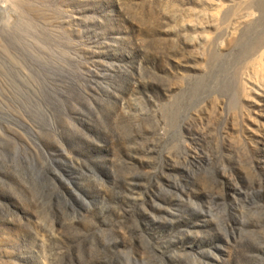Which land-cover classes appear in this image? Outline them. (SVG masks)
Returning a JSON list of instances; mask_svg holds the SVG:
<instances>
[{
  "label": "rangeland",
  "instance_id": "obj_1",
  "mask_svg": "<svg viewBox=\"0 0 264 264\" xmlns=\"http://www.w3.org/2000/svg\"><path fill=\"white\" fill-rule=\"evenodd\" d=\"M0 2V264H264V0Z\"/></svg>",
  "mask_w": 264,
  "mask_h": 264
},
{
  "label": "bare ground",
  "instance_id": "obj_2",
  "mask_svg": "<svg viewBox=\"0 0 264 264\" xmlns=\"http://www.w3.org/2000/svg\"><path fill=\"white\" fill-rule=\"evenodd\" d=\"M10 8V6H7V5H3L1 2H0V22H2L3 20H5L8 24H12V21H13V17H10V14L8 12V9ZM5 22V23H6ZM4 23V24H5ZM5 24L6 26L8 24ZM3 24V23H2ZM0 24V25H2ZM3 24V26H4ZM9 26V25H8Z\"/></svg>",
  "mask_w": 264,
  "mask_h": 264
}]
</instances>
